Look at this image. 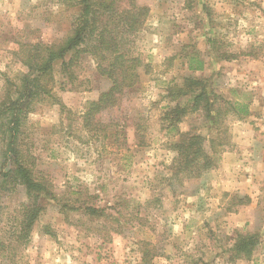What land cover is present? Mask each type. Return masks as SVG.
I'll list each match as a JSON object with an SVG mask.
<instances>
[{
  "label": "rangeland",
  "instance_id": "obj_1",
  "mask_svg": "<svg viewBox=\"0 0 264 264\" xmlns=\"http://www.w3.org/2000/svg\"><path fill=\"white\" fill-rule=\"evenodd\" d=\"M71 3L0 0V96L7 79L27 72L20 62L22 46L60 43L71 33L80 11ZM138 3L150 8L135 47L149 64V73L140 68L136 91L103 113L102 120L111 125L109 137L96 139L80 130L88 101L110 86L86 54L77 87L62 89L61 67L55 66L54 93L65 109L46 101L28 115L25 132L37 170L48 177L58 197L44 201L46 208L23 244L16 238L27 202L23 188L13 189L10 183L7 191L0 188V264H264V173L261 195L252 199L253 173L249 167L242 173L244 158L238 160L236 153L239 135L251 132L242 124L250 116L241 121L222 116V126H213L202 107L191 109L193 95L168 97L170 87H183L184 78L191 76L220 96V107L225 100L255 104V116L260 117L264 0ZM192 55L206 60L204 71L188 70ZM168 104L186 112L178 113L180 121L173 120L178 125L174 130L172 119L164 120ZM221 130L227 131L228 143L218 147L216 166L199 178L176 177L173 161L178 152L171 145L179 141L180 132L205 135L218 144ZM4 150L0 134V172L5 170ZM244 177L247 192L239 188ZM245 196L251 202L238 206L236 197ZM82 203L99 208L100 216L73 210ZM237 233L259 237L249 258H232Z\"/></svg>",
  "mask_w": 264,
  "mask_h": 264
},
{
  "label": "trees",
  "instance_id": "obj_2",
  "mask_svg": "<svg viewBox=\"0 0 264 264\" xmlns=\"http://www.w3.org/2000/svg\"><path fill=\"white\" fill-rule=\"evenodd\" d=\"M66 1L73 2L69 6L80 8L73 19L71 33L60 43L38 42L22 46L20 62L27 72L16 80L7 79L0 96V134L5 144V164H8L7 167L4 164L5 170L0 172V188L7 191L9 183L13 189L23 188L27 202L21 210L16 236L23 244L29 241L36 221L46 208L44 201H55L58 197L48 177L37 170V158L31 151L29 134L25 132L27 117L38 105L49 101L65 109L54 93L55 66L60 64L61 67L62 89H66L67 85L75 87L81 57L86 54L96 64L97 75L109 83V88L97 99L88 101L85 112L80 116V130L96 139H106L110 135L111 125L102 120L103 113L119 106L125 95L136 91L141 83L140 68L145 73H149L150 68L149 64H144L141 54L135 53L136 39L150 13L149 7L140 5L138 0ZM206 65V60L199 55L190 56L187 63L190 72L204 71ZM183 83V87L177 84L170 87L168 97L176 100L193 95L191 109L199 111L202 107L207 119L213 118V126H222V116L232 115L242 120L251 115L250 106L246 103L225 100L223 107H220L217 104L220 96L208 92L206 83L195 77L187 76ZM178 113L179 109L168 104V110L163 114L164 120L172 119L171 123H174L173 120L180 121ZM185 113L183 109L180 115ZM177 127L176 123L171 124L172 130ZM221 132L224 136L218 139V144L215 139L205 135L180 132L179 141L171 145L178 152L173 161L175 176L199 178L214 168L217 164L215 154L219 155L218 147L224 148L228 143L227 131ZM207 146L213 150L212 154ZM236 199L238 206L251 202L248 196ZM81 205L73 206V210H84L91 217L100 216L99 208L85 203ZM258 244L256 233H237L230 248L232 258H249Z\"/></svg>",
  "mask_w": 264,
  "mask_h": 264
},
{
  "label": "crops",
  "instance_id": "obj_3",
  "mask_svg": "<svg viewBox=\"0 0 264 264\" xmlns=\"http://www.w3.org/2000/svg\"><path fill=\"white\" fill-rule=\"evenodd\" d=\"M259 104H257L258 106ZM255 104H252V107L250 105V111L251 115L248 119L244 120L243 125H245V128H248L251 130V132L248 133H241L239 135L238 142L236 143L238 146L236 148V153L238 155V160H240V157L244 158L242 161V165L239 164L244 170L242 173H248L249 171L246 169L249 167L253 173L252 175V183L254 185L253 192H255L253 195H251L252 199L254 197H259L261 195V176L264 173V119L261 117L264 116V104L259 107L261 115L260 117L255 116ZM241 121V120H240ZM253 127H247V124H251ZM250 126V125H248ZM229 157V154L226 155ZM250 164H246L245 162H251ZM241 174V172H239ZM243 177V176H242ZM241 180H244V184L241 183L239 186L240 189H245L247 192V177L240 178ZM258 184H256V183ZM246 183V184H245Z\"/></svg>",
  "mask_w": 264,
  "mask_h": 264
}]
</instances>
